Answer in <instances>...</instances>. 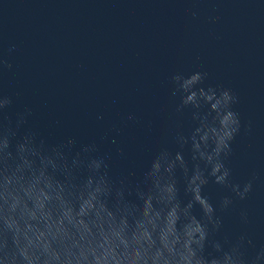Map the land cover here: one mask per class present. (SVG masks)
I'll list each match as a JSON object with an SVG mask.
<instances>
[{
	"label": "water",
	"instance_id": "1",
	"mask_svg": "<svg viewBox=\"0 0 264 264\" xmlns=\"http://www.w3.org/2000/svg\"><path fill=\"white\" fill-rule=\"evenodd\" d=\"M0 59L11 64H0V96L11 100L0 127L49 146L72 140L69 158L95 144L91 155L131 183L197 126L192 106L176 111L172 74L203 71L205 87L231 89L241 127L225 164L231 183L252 190L240 199L209 177L202 194L222 221L218 238L246 235L249 254L264 245V0H0ZM182 151L191 167L190 144Z\"/></svg>",
	"mask_w": 264,
	"mask_h": 264
},
{
	"label": "clouds",
	"instance_id": "2",
	"mask_svg": "<svg viewBox=\"0 0 264 264\" xmlns=\"http://www.w3.org/2000/svg\"><path fill=\"white\" fill-rule=\"evenodd\" d=\"M206 76L169 77L172 95L180 97L176 111L192 106L197 126L188 135L177 132L181 150L161 149L135 183L113 178L106 158L91 155L95 144L69 158L72 140L49 146L33 132L17 138L12 127H0V264H264V245L249 254L246 235L218 238L222 221L202 194L209 177L240 199L252 190L251 180L231 183L225 164L241 127L237 97L229 88L205 87ZM10 103L0 96V111ZM23 122L21 115L17 128ZM189 144L191 167L182 151ZM231 204L226 196L220 208Z\"/></svg>",
	"mask_w": 264,
	"mask_h": 264
}]
</instances>
